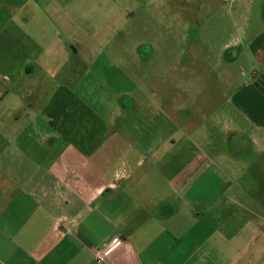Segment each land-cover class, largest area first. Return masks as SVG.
I'll use <instances>...</instances> for the list:
<instances>
[{
	"label": "crops",
	"instance_id": "0c3cea01",
	"mask_svg": "<svg viewBox=\"0 0 264 264\" xmlns=\"http://www.w3.org/2000/svg\"><path fill=\"white\" fill-rule=\"evenodd\" d=\"M46 2L0 0V264H98L94 249L116 236L123 241L105 264L245 262L259 248L258 227L250 236L215 237L220 228L246 225L231 209L242 199L226 188H187L196 175L153 170L168 147L149 145L148 137L138 144L146 132L134 135L135 124L115 127L125 106L119 90L107 96L108 80L91 82L104 96L89 104L90 91L75 92L81 78L59 77L52 48L68 50L72 40L61 39L60 27L79 9ZM240 36L224 47L250 51L254 64L244 57L251 78L231 100L254 120L252 139L261 143L264 32L247 45Z\"/></svg>",
	"mask_w": 264,
	"mask_h": 264
},
{
	"label": "rangeland",
	"instance_id": "374dc122",
	"mask_svg": "<svg viewBox=\"0 0 264 264\" xmlns=\"http://www.w3.org/2000/svg\"><path fill=\"white\" fill-rule=\"evenodd\" d=\"M71 3L80 10L79 16L73 15L60 27L61 39L72 40L71 47L67 45L66 51L56 45L51 52L59 77L81 78L75 92L90 91L85 95L89 104L97 105L104 96L91 82L108 80L111 93L107 96L114 94L113 88L119 90L121 105L127 107L114 118L115 127L120 121L135 124L134 135L140 128L146 132L144 139L136 136L138 144L148 137L149 145L168 147L162 148L163 162L153 159V170L196 175L187 185L196 191L226 188L237 194L244 205L231 209L244 215L246 225L220 228L215 237L235 236V230L250 236L258 227L254 241L258 250L239 264H264V140L252 139L254 120L240 113L231 100L233 92L251 78L244 57L251 59L250 64L254 57L248 47L245 56L241 46L238 50L224 47L240 34L247 45L264 32V0ZM142 44L147 45L143 53L138 51Z\"/></svg>",
	"mask_w": 264,
	"mask_h": 264
},
{
	"label": "built area",
	"instance_id": "2783aa9c",
	"mask_svg": "<svg viewBox=\"0 0 264 264\" xmlns=\"http://www.w3.org/2000/svg\"><path fill=\"white\" fill-rule=\"evenodd\" d=\"M122 238L119 236H116L112 238L107 244H105L103 247L95 248L94 249V258L98 264H105L108 255L111 251L116 249L121 243Z\"/></svg>",
	"mask_w": 264,
	"mask_h": 264
},
{
	"label": "flooded vegetation",
	"instance_id": "af4514ba",
	"mask_svg": "<svg viewBox=\"0 0 264 264\" xmlns=\"http://www.w3.org/2000/svg\"><path fill=\"white\" fill-rule=\"evenodd\" d=\"M146 46H147L146 44L140 45L138 51H140V52L143 53L144 52V49H146Z\"/></svg>",
	"mask_w": 264,
	"mask_h": 264
}]
</instances>
